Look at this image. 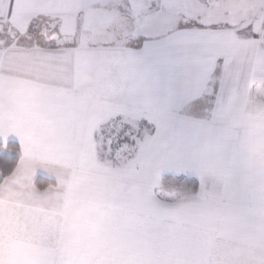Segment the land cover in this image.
<instances>
[{"label":"snow or ice","instance_id":"obj_1","mask_svg":"<svg viewBox=\"0 0 264 264\" xmlns=\"http://www.w3.org/2000/svg\"><path fill=\"white\" fill-rule=\"evenodd\" d=\"M30 5L32 11L18 20L12 19L11 4L0 17V105L7 84L22 73L56 77L66 68L73 74L87 66L98 45L119 52V81L146 85L161 103L135 126L117 113L94 135L109 156L154 153L162 161L161 178L188 194L171 199L153 188L144 206L153 243L162 250H186L179 264H264V164L247 146L241 112L245 90L249 99L254 91L245 65L250 58L264 59V0H30ZM190 26L199 31H177ZM145 34L161 42L144 53L131 51ZM177 49L196 53L184 62L194 66L201 95L213 93L210 82L222 67L211 123L190 127L179 121L173 84L148 71L152 58ZM14 159L0 151V180ZM209 239L220 240L215 260L208 255Z\"/></svg>","mask_w":264,"mask_h":264},{"label":"crops","instance_id":"obj_2","mask_svg":"<svg viewBox=\"0 0 264 264\" xmlns=\"http://www.w3.org/2000/svg\"><path fill=\"white\" fill-rule=\"evenodd\" d=\"M3 4L0 15L7 16L11 4L14 21L32 11L30 0ZM155 45L130 50L144 53ZM195 54L174 50L152 58L148 71L173 84L176 118L206 116L211 123L220 80L210 82L212 99L199 94L195 68L184 62L186 55ZM118 56L97 46L79 72L70 74L65 68L56 77L22 73L7 84L0 105V144H18L20 161L0 187V264H179L186 258L182 248H158L146 229L144 206L153 199L152 189L136 184L121 188L120 179L106 180L104 172L96 171V164L105 162L98 157L94 133L106 117L135 116L137 111L151 117L161 103L146 85L126 87L119 81ZM251 64L245 65V72L254 91L249 99L245 90L241 112L247 146L264 164V95H256L264 89V73L257 69L255 75ZM38 175L54 185L38 190ZM219 244V239L206 241L213 260Z\"/></svg>","mask_w":264,"mask_h":264},{"label":"rangeland","instance_id":"obj_3","mask_svg":"<svg viewBox=\"0 0 264 264\" xmlns=\"http://www.w3.org/2000/svg\"><path fill=\"white\" fill-rule=\"evenodd\" d=\"M3 0H0V8L2 10H5L6 4L2 5ZM5 14L4 12L1 13L0 17H4ZM193 23V22H190ZM178 32H197L199 31V28L195 26H190L186 28H178ZM143 41V43L140 45L143 47L145 44H155V43H160V38L156 34H145L141 35L140 37H137ZM171 39V35L167 37L166 39ZM97 47V46H96ZM98 47H104L101 45H98ZM106 49V48H105ZM107 50V49H106ZM179 56V54H178ZM180 61V60H179ZM250 62H252L251 66L253 67L255 72V75L257 74V69H259V73H264V59H249ZM220 64L222 65V61H220ZM260 77H264V74H260ZM222 76V67H218L214 73L213 80L215 82H219L220 78ZM217 85V84H216ZM216 87V86H215ZM208 98H213L214 95H208ZM143 115L140 114L139 111H137L135 116L128 115L127 117H124L125 120L128 121V123L132 124L135 126L134 122H137L140 117ZM110 118L105 119L107 121ZM179 121L185 123L188 126H191L193 124H200L202 122H208V117H198V116H192V117H178L177 118ZM134 123V124H133ZM95 149L90 147V155L91 158L94 159L96 153H94ZM118 157L117 159H121V168H117L120 170V172H114L115 169L112 166H109L107 164H101L97 163L96 167L98 168L96 171L98 173H105L106 175V180L112 178H118L121 181V188L124 186H128L130 184L132 187L133 184H136V188L138 189H145L147 190L152 189L155 187L158 192H161L164 197H169L171 199H179V200H184L187 198L188 194H183L180 195V190L178 189H173L171 186V183H166L163 181L164 179L161 178V176L158 174L159 173V167L162 164V161L159 160L154 153H147L145 151H141L139 154H133L131 151H128L127 154H116ZM97 161V160H96ZM198 181V180H197Z\"/></svg>","mask_w":264,"mask_h":264},{"label":"trees","instance_id":"obj_4","mask_svg":"<svg viewBox=\"0 0 264 264\" xmlns=\"http://www.w3.org/2000/svg\"><path fill=\"white\" fill-rule=\"evenodd\" d=\"M96 143H97V151H98V157L101 161L105 162V164L112 166L114 168H121V159H117V157L114 156H109L108 153L105 151L104 148L101 147V142H100V137L99 135H96ZM0 151H4L7 153L12 154L15 159L13 161V165L12 167L8 170V172L4 175L3 180H0V187L4 184V182L9 179L16 171V169L18 168L19 165V161H20V147L18 144L16 143H8L6 145L0 144ZM166 183H170L167 180H163ZM196 183L198 184V181H196ZM36 188L38 190H44L46 188H48L49 186L54 185L53 182L47 180V179H37L36 180Z\"/></svg>","mask_w":264,"mask_h":264}]
</instances>
